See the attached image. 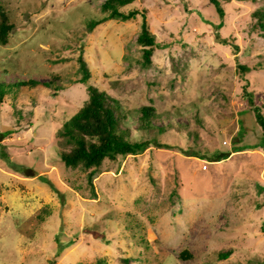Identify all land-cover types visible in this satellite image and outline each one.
Instances as JSON below:
<instances>
[{
	"label": "rangeland",
	"instance_id": "1",
	"mask_svg": "<svg viewBox=\"0 0 264 264\" xmlns=\"http://www.w3.org/2000/svg\"><path fill=\"white\" fill-rule=\"evenodd\" d=\"M103 1L0 0L12 25L0 43V83L12 88L0 103V264H264L252 111L264 115V32L251 16L264 0H218L221 18L207 0H133L119 7L131 18L88 29ZM143 17L155 39L146 67ZM26 79L37 83L13 84ZM87 85L117 106L130 140L150 142L104 159L90 180L63 165L57 133ZM142 106L157 114L149 129Z\"/></svg>",
	"mask_w": 264,
	"mask_h": 264
},
{
	"label": "trees",
	"instance_id": "2",
	"mask_svg": "<svg viewBox=\"0 0 264 264\" xmlns=\"http://www.w3.org/2000/svg\"><path fill=\"white\" fill-rule=\"evenodd\" d=\"M133 0H104L101 5V11L107 12L106 16L100 19L89 20L87 28L90 29L93 25L102 22L105 19H119L127 20L136 14V10L128 12L119 11V7L130 3ZM213 5L214 10L219 18L223 16V9L218 0H207ZM254 19V25L264 32V9L254 10L251 12ZM221 20L214 26V39L220 43H226L225 38H220L218 29L222 25ZM12 25L7 22L5 12L0 6V43H5L7 33L10 31ZM135 42L141 47V66L146 67L151 64V54L154 50L155 39L154 35L149 31L145 18L140 22L139 33L135 37ZM236 49V46H234ZM79 68L82 71L79 82H85L88 77V71L84 62L79 60ZM240 71H245L248 67L237 64ZM56 78L52 77V81ZM37 81L34 79H26L13 84L18 85H33ZM44 84V83H43ZM15 87V86H14ZM10 83H0V103H2L4 96L11 90ZM88 93L87 99L82 105L68 118L62 121L60 128L57 130L58 135L62 137V142L67 145V149L58 152L59 159L66 167H80L87 170V179L96 171V168L104 159L114 160L117 156L124 157L126 155H135L148 147L149 141L140 139L133 141L128 138V129L121 124V113L111 100L104 93L100 92L92 85H87ZM251 103L250 99H247ZM140 119L142 126L147 129L150 128V119L155 115V111L151 106H142L140 108ZM253 115L256 123L260 127L261 138L260 141L253 147H261L264 150V115L261 114L258 107H252ZM162 130V127H158ZM157 147H167L166 144H155ZM239 149V148H238ZM237 149V150H238ZM243 149V148H242ZM239 149V150H242ZM236 151V150H235ZM191 155V154H187ZM213 157L209 160H218ZM185 253V255H183ZM230 251L226 250L219 254L220 257L225 258ZM189 253L184 251L179 253V258L189 257ZM96 264H105L102 259H97Z\"/></svg>",
	"mask_w": 264,
	"mask_h": 264
},
{
	"label": "water",
	"instance_id": "3",
	"mask_svg": "<svg viewBox=\"0 0 264 264\" xmlns=\"http://www.w3.org/2000/svg\"><path fill=\"white\" fill-rule=\"evenodd\" d=\"M31 172H32V170H29V169H25L24 170V174L25 175L32 174Z\"/></svg>",
	"mask_w": 264,
	"mask_h": 264
},
{
	"label": "built area",
	"instance_id": "4",
	"mask_svg": "<svg viewBox=\"0 0 264 264\" xmlns=\"http://www.w3.org/2000/svg\"><path fill=\"white\" fill-rule=\"evenodd\" d=\"M203 168H204V166H203Z\"/></svg>",
	"mask_w": 264,
	"mask_h": 264
}]
</instances>
